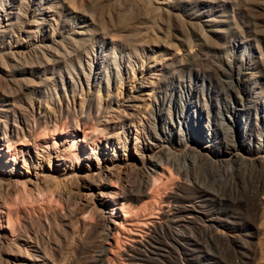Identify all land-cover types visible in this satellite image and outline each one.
<instances>
[{
  "label": "bare ground",
  "instance_id": "bare-ground-1",
  "mask_svg": "<svg viewBox=\"0 0 264 264\" xmlns=\"http://www.w3.org/2000/svg\"><path fill=\"white\" fill-rule=\"evenodd\" d=\"M119 1L118 7L114 9L113 4V9L111 8L110 11L108 10L109 12L107 11L108 13H105L95 9H81L80 7L79 9L63 12L59 0H6V3L5 0H0V100L4 101V103H0V246L5 247L6 245L8 251L4 253L15 256L16 254H13L16 251L14 246L16 249L18 248L17 251L19 253H21L20 247L24 250L22 252L26 250L18 242H15V239L19 238L25 244L32 241L28 236L24 238L20 235H14V230L16 229H13L12 234L10 228L22 214L18 217V212H16L18 210L16 208L12 210L13 207L11 208L10 206V200H15L17 195L22 197V194H29L30 196L35 192L45 191V188L43 189L42 187L44 184L40 186L37 181L29 186V180H26L27 175L18 166L20 161L24 165L28 164L29 160L33 161L31 151L33 148L38 156L41 155L47 158L49 163H51V157H53L55 160L54 164L57 167H62L66 164H79L85 159L95 161V170L93 169L90 173H86L84 177L86 181L85 187H88L91 191L97 189V192L91 193L90 196L92 207L87 203L88 212L97 214V216L99 214L101 218V223L97 226L98 229L95 227V231L99 233V238H97L99 239L98 249L94 246V252L89 250L92 254L94 253L92 261L90 259L91 264H115V262L119 264H204L200 260L201 256L198 253L202 251L201 242L195 239V231L203 227L208 228V238L210 240L217 238L218 234H223L221 228L230 232V234L224 233L227 244L226 254H229V256L233 255L232 258H236L237 264H247L244 258L247 255V249L251 246H249V241L244 237L248 236L249 233L242 231L252 226L255 227L254 223L257 221L264 224V153L254 148L251 144V140L254 139V133L255 136L256 133L262 136L264 142V114L260 113V110H263L262 107L260 108V104L264 102V91L255 88V85H251L252 87L248 88L249 84H251V79H253L256 72H259L258 66L264 67L263 62L257 61L251 67L253 69L251 71H237L238 84L241 85V87L239 86L241 88L239 96H241L236 98L240 106L237 115L242 114L243 119H247L248 129L244 131L242 137L240 136L241 138L238 136V139L233 142L230 141L231 143L226 144L227 146L217 153L220 165L226 166L229 163L230 165L233 163L232 165L238 168L244 163L246 167L248 166L249 172L247 174L240 172L234 174L233 172L237 170L236 168H233L234 171L230 172V176H237L244 194L242 196L236 193L235 190H232V182H228L229 193L224 196H217L215 198L217 204L215 211L210 212L206 204L212 195L211 186L209 184L203 188L200 187L197 174L191 172L209 158V142L212 135L211 130L206 125L210 117L207 102L205 99L201 101L195 100L192 97L190 98L189 94H186L187 92H196L197 85L191 83L190 80L184 81V79L179 78L177 80L178 84L186 91L181 92L182 89L178 92L174 91L170 93L167 100H160L157 103L158 107L150 109L147 118L141 126L140 141L135 145L136 156L130 164L126 163L124 166L120 162H115L116 154L110 157L108 149L116 148V144H122L121 148L125 149L128 137L123 135L126 134L124 128H128L127 122L133 121L135 117V112L132 111L135 110V105L126 102L123 106L128 108L129 111L126 108L121 109L122 111L113 110V103L118 101V99H115L117 93L115 96H109L110 98L108 97V99L103 98L104 100H102L100 93L101 90L109 93L116 83L121 85L124 81L123 79H125L124 74H127L130 69L134 72L135 69L133 67L138 62L143 66L146 58V37L144 33L148 30L149 23L153 22V20L155 21L157 17L164 18L165 16L167 19H181V21H183L181 17L185 18L191 29L199 31V33H196L200 36L199 39L202 46L220 51L224 48L223 43L226 34L232 28L238 26V24L237 26H232V23L224 26V23H229L230 21L237 23L235 20L237 16L233 20L226 15L228 13H226L224 6L227 0ZM248 1L251 2L250 0ZM202 3H212L214 5L210 8H202ZM254 3H257L258 8L264 11V2L255 0ZM115 6H117V3ZM247 7L246 5L245 8ZM262 22L264 23V17ZM180 28L182 31H187L186 29L183 30L184 25ZM187 29L189 30V27ZM207 31L209 33L204 34ZM254 33H258V35L262 33L264 38V25L262 28L255 29ZM215 38L220 40L219 43L216 42ZM173 40L175 41V39ZM151 41L154 44L156 42L153 36ZM244 43L249 44L248 37L244 38ZM154 44L152 43V45ZM151 49L158 52L153 47ZM192 55L187 53L186 56L187 60L189 58L194 59V61L189 59L191 63H189L190 61L183 63L186 61L181 58L184 55L180 56L181 62L183 61V64L181 62L180 64L192 66L197 59L196 56L200 54L198 53L197 55L195 53V57ZM200 58L202 59V57ZM209 60L211 61V59ZM154 70L158 71V69L151 67L150 71ZM262 72L264 77V68ZM140 73L143 74V71L141 70ZM199 73L201 71L197 70L195 72L197 78ZM151 74L153 76L154 72ZM81 78H83L85 83L80 80ZM143 78L145 80L141 83L143 88L148 87L143 85L144 82H149L151 86L153 85L152 87H158L165 81L164 74L161 71L156 73L153 77L154 79H151L150 76ZM42 88H45L47 92L50 91L51 94L56 93L59 95V92H61L66 95L71 93L72 100L77 97V92L81 91L79 102L81 107L79 108H85V110H82L75 124L70 122L72 126H62L53 123L54 125L50 127L51 124L49 123L50 126H45L48 121L46 119L44 121L43 117L45 115L33 116L32 120L35 122V124L33 123L35 126L31 124V116L27 113L29 111L24 110L25 108L27 109L25 104L30 101V93H36ZM134 99L140 98H138V95L131 96L130 100ZM177 100H180L182 104L180 103V107L175 109L172 106V101ZM68 106L67 104V108ZM120 106H117V108ZM44 108L46 109V107ZM246 110L247 115L243 112ZM55 112L57 111L53 113ZM110 112H112L111 116L107 115L108 118L101 123L103 119L101 117L108 113L110 114ZM253 112L254 116H252ZM56 114L58 113H55L54 117H56ZM76 117L78 116H75L74 119ZM57 119L56 121L59 123L60 121ZM64 123L63 125H65ZM117 126L123 128V137L119 134L121 131L118 132L116 130ZM41 127L43 131L39 130ZM39 131L45 132L40 134ZM226 135L230 134L227 133ZM98 149H100L99 152L97 151ZM40 152L43 153L40 154ZM104 154H107V158L103 156ZM121 167L124 175L120 174ZM174 168L178 176L184 177L182 181L185 184L187 183L188 187L182 185L179 182L180 180L177 182V174H175ZM60 171L46 173L45 176H42L46 184L47 181H62L60 177L64 176L65 173L63 174ZM80 173L78 170H72L70 171V177H67L70 180L77 181L80 178V176L78 177ZM127 177L128 185H123V182L119 184V180H122V178L127 180ZM52 182H50L51 185H56V183ZM245 184L251 185V189H248ZM47 185L45 186L49 188L50 193L49 183ZM41 194L42 196L44 195L43 193ZM71 194L68 193L67 198L75 201L73 199L74 196ZM32 196L34 197V195ZM36 196L34 199L38 198ZM24 198L26 197L24 196ZM67 198L66 200H68ZM14 200L12 201L14 202ZM20 200L22 199L20 198ZM48 200L50 202L53 201L50 198ZM48 200L45 201L48 202ZM22 201H18L20 204L15 205L17 203L16 199L14 206L19 205L20 208ZM50 202L49 205H51ZM26 203H29V200ZM11 205L13 204L11 203ZM42 207L44 206L42 205ZM81 208L83 209V207ZM105 208L108 209L107 212L103 211ZM25 210L27 209L25 208ZM74 215L77 223L83 224L84 215L78 216L77 212ZM92 216L94 215L92 214ZM88 218L91 217L89 216ZM76 221L74 220V226L78 225ZM86 223L88 224L87 221ZM90 225L88 224V227ZM91 227H89L88 231ZM84 228L87 229V226H83ZM92 231H94V228ZM94 232H90L89 235ZM74 234L76 235L75 232ZM80 235L78 237L81 239L82 235ZM68 236H71V233ZM29 237L31 238V236ZM78 237L77 239H79ZM66 238L68 239V237ZM83 239L88 240L86 234L85 238H82L81 243L84 242ZM90 240L87 242L90 245H94L96 240L94 242L91 240L93 243ZM128 241L134 244H130ZM70 242L72 243V241ZM120 243L124 247L122 248V253L120 252L119 254L118 245ZM90 245L87 246L90 247ZM43 248L35 244V252L32 256L35 259L38 256L46 259L47 250ZM74 249L77 250V248ZM119 255H122L123 258L122 256L120 258ZM170 255L174 256V258H170ZM208 255L212 261L205 264H230L220 252Z\"/></svg>",
  "mask_w": 264,
  "mask_h": 264
},
{
  "label": "rangeland",
  "instance_id": "rangeland-1",
  "mask_svg": "<svg viewBox=\"0 0 264 264\" xmlns=\"http://www.w3.org/2000/svg\"><path fill=\"white\" fill-rule=\"evenodd\" d=\"M250 1L251 2H249L248 0H236V2H235V0H227L226 1L224 9H225L226 13H228V14H226V13L225 14L230 17L229 19H233V20L237 16L235 18L237 23L234 21H230L229 23L228 22L224 23V26H227V25L232 23V26H235V25L237 26V24H238V26L240 25L241 27L239 26V28H238V26H237L236 28H232V30H230V32H228L226 34L225 41L223 43L224 48H222L220 51L217 49H214V48H209L210 49L209 50L207 47L202 46L200 44L201 43V40L199 39L200 36L197 34V33H199V31H194L193 29H191L190 26H188L185 18L181 17L183 19V21H181V19H178V20L167 19L165 16H164V18L157 17L155 19V21L153 20V22L149 23V25H148L149 28L144 33V35L146 37V44H145L146 58H145V61L143 62V66H141L140 65L141 63L138 62V64L133 67L135 69L134 70L135 74H133L134 72L131 69L128 70V73L124 74L125 79H123L124 81L121 83V85H120V83H116L117 86H116V84H114L112 87V90L110 91L111 93L110 92L106 93L104 90H101V93H100L102 100H104L105 98L108 99V97L109 96L111 97V95L115 96L116 93H117V95H119L118 97H117V95L115 96V99L116 100L118 99V101L117 102L115 101L113 103V105H112L113 110L122 111L123 108L124 109L126 108L123 106L126 102L135 105L134 106L135 110H132L133 112H135V117H134L133 121H128V122L126 121L128 128L127 127L124 128V130H126V134H123V135L128 137L127 141H126L127 143H126L125 149L121 148L122 144H116V148H114V149L109 148L108 149V154L110 153V157H112L111 155L116 154L115 162H120L121 165L124 166L126 163L130 164L131 161L136 156L135 145H137L140 141L139 135H141V133H142L141 126H142V123L147 118V114L149 113L150 109L153 107L154 108L158 107L157 103L160 100H162V99L167 100V98H169V96H170V93H172L174 91L178 92L179 90L182 89L180 87V85L178 84V81H177L179 78L184 79V81L190 80L191 83H195L197 85L196 92H189V93L187 92L186 94H189L190 98L192 97L195 100L201 101V100L205 99V101L207 102L210 117H209V121L206 122L207 123L206 125H208L209 129L212 132V135H211V139H210L211 141L209 142V146H210L209 158L207 160H205L204 162H202L201 164H199L196 167V169L194 171H191V172H195L197 174L200 187L203 188L209 184L211 186L212 195L210 196V200L206 204V207L210 212H214L215 208L217 206L215 198L217 196H224V195H227L229 193L228 182H232V184H233L232 190H235L236 193L243 196L244 190L241 187V185L239 184L237 176H234V175L230 176V172L234 171L233 168L237 169L233 172L234 174L239 173V172L242 174L243 173L247 174L249 172V168H247L248 166L246 167V165L244 163L239 166L242 170L239 167H238L239 168L238 169L237 167L232 165L233 163H231V165L229 163L226 166L220 165V163L218 161L217 153L220 152L225 146H227L230 141L233 142L234 140L238 139L240 136L242 137L244 135V131H246L248 129L247 128L248 127L247 119L244 120L243 119L244 117H242V114L237 115V112H239L238 109L240 106H239V103H238L236 98H237V96L238 97L241 96V95L239 96V93L241 94V88H240L241 85L238 84L239 83V80H238L239 77H238L237 71H239V70H240L239 72L251 71V70H253V69H251V67H253L257 63V61L263 62V65H264V38H263L262 33L261 34L259 33V35H258V33L257 34L254 33L255 29L262 28L264 25V23L262 22L263 17H264L262 15H264V11L262 9L258 8V6H257L258 4L254 3L255 0H253V1L250 0ZM260 1L264 2V0H260ZM59 2L61 3V10L63 12L69 11V10H74L76 8L79 9V7H80L81 9L82 8L83 9H85V8L86 9H95L98 11H103L105 13H108L110 11L113 4H114L113 8L115 9V7H118V4L120 3L119 0H59ZM115 2L117 3V6H115L116 5ZM5 3H6V0H5ZM212 5H214V4L202 3L201 7L202 8H204V7L210 8V7H212ZM236 5L238 7L239 6L240 7L238 8ZM246 5L248 6L247 8H245ZM232 8L234 9V12H233ZM6 9H7V7H6ZM259 10H260V13H259ZM247 11H248V14H247ZM254 11H255V13L256 12H258V13L255 14ZM218 13H220V12H218ZM232 14L234 15V17ZM260 14H262V15L260 16ZM258 18H259V20H258ZM164 20H165V22H164ZM234 23H236V24H234ZM258 23H260V24L258 25ZM181 24H182V26H181ZM183 25H184L183 30L186 29L187 31H182V29L180 27H183ZM186 27L187 28L189 27V30ZM193 33H195V34H193ZM208 33H209L208 31H207V33L204 32V34H208ZM242 35H244V36H242ZM147 36H148V38H147ZM152 36L156 40L155 44H154V42L151 41ZM174 36H176V37H174ZM247 37L249 38V44L244 43V38H247ZM167 39H168V41H167ZM173 39H175V41ZM215 39H216V42L219 43L220 40H218L217 38H215ZM260 42H261V44H260ZM152 43L154 45H152ZM152 47L154 50L157 49L158 52L153 51L151 49ZM190 48H192V49H190ZM191 50L193 53L191 52ZM186 52L189 54H193L192 56H194V57L196 56V55H194L195 53L197 55L199 53L201 56L200 55L196 56L197 59L192 64V66L191 65H188V66L181 65L180 64L181 59L179 57L183 56V55L184 56L181 58L186 60L185 62L182 61L183 63H188L190 60L194 61V59H192V58H189L190 60L186 59V56H187ZM205 53H207V54L205 55ZM162 55H164V56H162ZM207 55H208V57L209 56L210 57L208 58ZM199 56L202 57V59ZM211 57H213V58H211ZM219 57H220V61H219ZM178 59H180V60H178ZM209 59H211V61ZM212 61H214L215 63ZM189 63H191V61ZM178 64H180V65H178ZM165 65H166V67H165ZM149 66H151L154 69H158V71L157 70L150 71L151 67H149ZM141 68H143V69H141ZM214 68H215V70H213ZM258 68H259L258 69L259 72H256V74H255L258 76L254 75L253 79H251V82H250L251 84H249L248 88L255 85L254 86L255 88H259L262 91H264V89H263L264 88V77L262 75L263 74L262 71H263L264 67L260 65V66H258ZM141 70L143 71V74L140 73ZM197 70L201 71V73H199L198 78L195 76V72ZM160 71L162 72V74H164V78H165V81H163L160 86L152 87L153 85L151 86L149 82L148 83L144 82L143 85H147L148 87H144V88L142 87L141 83L143 81H145V80H143L144 79L143 77L150 76L151 79H154L153 77L156 75V73H160ZM153 72H154V74L152 76L151 73H153ZM80 80L82 82H84L83 78H81ZM118 84H119V86H118ZM83 85H85V84H83ZM136 90H138V91H136ZM182 91H186V89H182L181 92ZM80 93H81V91H78L76 94L77 97H75L74 100H72L73 97L71 96V93L66 94V95L62 94L61 92H59V95L56 93H52L53 94V96H52L50 91L47 92V90L45 88H42L41 90H39L36 93H30L29 94L30 101L33 100L32 101L33 103L30 101L28 103H26L25 106H27V109L25 108L24 110L29 111L27 113L30 114L29 116L32 117V118L30 117V122L32 125L35 124V122H33V120H32L34 118L33 116L45 115V117H43L44 121L48 120L45 123L46 124L45 126H47V125L50 126V124H51L50 127H52L54 124H58V125L60 124L62 126H72L71 123L74 122V124H75L76 119L79 118V116L81 115L80 113H82V110L83 109L85 110V108H83V109L79 108V107H81L79 104L80 97H81ZM57 95L59 96V98ZM136 95H138V98H140V99L130 100L131 96L133 97ZM67 97L69 98V100ZM46 99H48V100H46ZM51 99L53 100V102ZM39 100L42 102H40ZM69 101H70V104H69ZM128 101H132V102H128ZM46 102H47V105H49V106L46 105ZM0 103H4V101L2 102L0 100ZM31 103H32V105H31ZM180 103H181L180 100L172 101V106L175 109H177L182 104V103L181 104ZM60 104H62V105L60 106ZM67 104L69 105L68 106L69 109L67 108ZM84 104L86 105V103H84ZM119 105H121V106L117 108V106H119ZM44 107H46V109ZM261 107L263 110H260V113L264 114V108H263L264 102L262 104H260V108ZM74 109H75V111H74ZM76 109H78V110H76ZM49 110L57 111L55 113H58V114H56V117L58 119L56 117H54L55 116V113H53L54 111H51L52 112L51 113ZM126 110L129 111L128 108H126ZM72 111H73V113H72ZM75 112H77L78 114ZM243 112L245 115H247V110L243 111ZM43 113H45V114H43ZM111 114H112V112H110V114L109 113L106 114L105 115L106 117L105 116L101 117V118H103L101 123L104 121V119L106 120L108 118L107 115L111 116ZM73 116L74 117L78 116V117H76L74 119ZM252 116H254V112L252 113ZM55 118L58 121H60L62 124L60 122L58 123ZM101 118H100V120H101ZM50 119H52L51 120L52 122L50 121ZM64 120H65V123H64ZM129 122H130V124H129ZM63 123L65 125H63ZM42 127L39 129L40 131H43ZM239 129H241V130H239ZM116 130L118 132L121 131L119 134L122 135L123 128L117 126ZM44 132H40V134H42ZM227 133L230 135H226ZM121 135H119V136H121ZM123 135H122V137H123ZM223 137L225 138V140H223L224 139ZM262 139H263L262 136L257 135V133L255 136V133H254V139L251 140V144H252V146H254V148H256V149H258L264 153V142ZM99 150L100 149H98L97 151L99 152ZM31 151L33 154V161L34 162L29 160L28 164L24 165L23 162L20 161L18 163V166H20V169L23 172H25V174L27 175L26 180H29V182H28L29 186L33 185V183L35 181H37V183H39L40 186H42L44 184L42 187H43V189L45 188V191L42 190L43 192L41 191L40 193H36V192L33 193L32 195H34V197L36 195H37L36 197H38L35 199L32 195L29 196V194L28 195L22 194L23 198H24V196L26 197L24 199L22 197H19V195H17L16 196V199H17L16 204L14 203V202H16V199L15 200L12 199V200H14V202L12 200H10V206H11V208L13 207L12 210L13 209L15 210V208H16V210H18V211H16V212H18V215H19L18 217H20V215L22 214V216L20 218L17 217L18 219L14 221V225L11 226L12 228H10V230H12L11 232L13 234V229H16V230H14L15 231L14 235L15 234L20 235L24 238H26L25 236H28V238L30 240L32 239V241L25 244L19 238H17V239L14 238L15 242H18L20 244V246H23V248L24 249L26 248V250H27V251L25 250V252H22L24 250H22V247H20L21 253H19V251H17L18 248L16 249L15 246L12 245V246H14V249L16 250L13 253V254H16L15 256L14 255H7L4 253L5 251H8L6 248V245H5V247L0 246V264H91L90 259L92 261L93 256H94V253L92 254V252L95 251V248L98 249V243H99L98 242L99 239H97V238H99V236H98L99 233H98V231H95V227L99 226V224L101 223V218H100L99 214L97 216V214L92 213L95 216L94 217V216H92L91 212H88L89 207L87 208V203H89L90 206L92 205V200H91L90 196H91V193L97 192V189H94L91 191L88 187H85L84 184L86 183V181H85L84 177L86 176V173H88V172L90 173L93 169L95 170V161H93L91 159H85L82 161V163H79V164H77V163H74L73 165H69V164L67 165L66 164L65 166L57 167V165L54 164L55 160L53 157H51V163H49L47 158L42 157L41 155L38 156L35 153V150L33 148L31 149ZM41 153H43V152H40V154ZM103 156H105L107 158V154L106 155L104 154ZM122 169L123 168L121 167L120 174L124 175L122 173ZM57 170L58 171L61 170L60 172H62L63 174L65 173V175L60 177L61 178L60 180H62L60 182H58V181H53V182L47 181V184L49 183V185H50L49 186L50 187V193L52 190L55 191V192L52 191V193L54 192L53 193L54 195L51 193V196H50L49 188L46 187L48 185L46 184V181L42 176H45L46 173L55 172ZM72 170H74V171L78 170L81 172L80 174H78V177L80 176V178L77 179L78 182L76 180H74L75 181L74 182L73 180L69 179V177L71 175L70 171H72ZM174 172H175V174H177L176 173L177 171L175 168H174ZM233 173H231V174H233ZM67 176H69V177H67ZM177 176H178V174H177ZM177 176H176L177 182H178V180H180L179 182H181L182 185L188 187L187 183L185 184V182L182 181V179L184 177L182 178V177L178 176V178H177ZM126 179L127 180H124L122 178L123 181L119 180V184H122V182H123V185H126V184L128 185V177ZM120 181H121V183H120ZM42 182H44V183H42ZM50 182L56 183L57 187L54 184L51 185ZM212 182H213V184L211 185ZM65 184H66V187H65ZM82 184H83V186H81ZM53 185L55 186L54 189L52 188ZM245 185H246V187H248V189H251V185H249V184H245ZM46 190H48V191H46ZM41 193L44 194L43 195L44 197L42 196ZM68 193L69 194L72 193L71 195H73L74 197L71 195L70 196L73 197V199H75V201H71L70 198H69L70 200L67 198ZM39 196H41V197H39ZM242 196H240V197H242ZM56 197H58V198H56ZM14 198H15V196H14ZM20 198L23 201L20 200ZM49 198H50V200L53 199V201H51L52 203L48 200ZM66 198L68 200H66ZM28 200H29V203H26V202H28ZM45 200L46 201L48 200V202H46ZM18 201L19 202L22 201V203H21L22 205H20V208H19V205L14 206V204L17 205L19 203ZM24 201H25V203H24ZM40 202L44 207H42ZM49 202L51 205H49ZM11 203L13 205H11ZM47 203L49 206L46 205ZM71 203L73 204V206H71L72 205ZM23 205L26 206L25 208L27 210H25ZM69 206H71V207L68 208ZM81 207H83V209ZM84 208H86V209H84ZM19 209L21 210V212ZM78 210L82 211V212H79ZM263 210H264V207H263ZM103 211L107 212L108 209L105 208ZM27 212L28 213L30 212L29 213L30 215ZM71 212H73L74 214L77 212L78 216H80L81 214L86 212L85 213L86 215L83 214L84 215L83 219L85 218L86 220L85 219L82 220L83 224L77 223V221H76L77 219H76L75 215L73 213H72L73 214L72 215ZM87 212H88V215L91 214L89 216L92 219L88 218L89 216L87 215ZM25 213H27L26 214L27 218H26ZM83 215H81V216H83ZM29 216H30V219H29ZM22 217H23V219H22ZM24 218H26L28 220H26V219L24 220ZM74 220L76 221V224H78L77 226H74V224H75ZM86 221L88 222V224H91L90 226H92L89 231H88V229L90 226L88 227V224L86 223ZM89 222H91V223H89ZM84 223H85V225L87 224L86 225L87 229H85V228L83 229V226L86 227L84 225ZM72 226H74L78 229L76 230V228L74 229V227H72ZM254 226L255 227L252 226V227H249L247 230L242 231V232L249 233L248 236L246 235L244 237H245V239H247L249 241V246L252 247V248L250 247L249 249H247V255L244 259L247 261V264H264V224H261L259 221H257L256 223H254ZM18 228H19V230H18ZM93 228H94L95 232L92 231ZM97 229H98V227H97ZM74 230H76V231H74ZM82 230H84L86 232L84 233V231L82 232ZM222 231H223V234H218L217 238H215L213 240H210L208 238V228L207 227H203V228L195 231V239L198 240L199 242H201V245H202V251L198 252L199 256H201L200 260L202 261V263L205 264V263H209L210 261H212L209 259L210 256L208 254H210V253L217 254L218 252H220L222 254V256L224 255V259L225 260L227 259V261L230 262V264H237V262L235 261L236 258H232L233 255L229 256V254H226V252H225L226 251L225 249L227 248V244L225 241L226 240L225 234H228V233L230 234V232H228L224 228H221V232ZM74 232L76 233V235L75 234L73 235ZM90 232H94L95 235H94V233L89 235ZM96 232H97L98 237L96 236ZM27 233H28V235H27ZM70 233H71V236H68ZM78 233H79V235L80 234L82 235V236L80 235L81 239H80V237H78L79 236ZM85 234H86V238L88 240H90L91 238L93 239L96 236L93 240L91 239L93 242L96 240L94 242L95 243L94 245L91 244L93 246H91L90 243L87 242L88 240H86V239H83L84 245H83V243H81L82 238H85ZM72 235H73L74 239H73ZM29 236H31V238ZM87 236H89L90 239ZM66 237H68V239H70V240H68ZM77 237L79 239H77ZM34 240H35V242H34ZM223 240L225 243L223 242ZM70 241H72V243ZM74 242H75V244H74ZM128 243L134 244L133 242H129V241H128ZM33 244H34V246H35V244H38L42 248L44 247L43 249L46 248V250H47V252H46L47 258L46 259H43L42 256H38L35 259V257L32 256V255H34V252H35ZM72 244H74L73 246H75V247H73V246L71 247ZM87 245H90V247ZM78 246H79V248H78ZM80 246H82V247H80ZM94 246H95V248H94ZM118 246H119L118 252L120 254V252L122 251V248L124 246L121 243ZM74 248H77L78 251ZM91 248H93V249H91ZM89 250H91L92 252ZM83 251H85V252H83ZM39 255H41V254H39ZM121 256L119 255L120 258H121ZM122 258H123V256H122ZM170 258H174V256L170 255ZM115 264H119V263L115 262Z\"/></svg>",
  "mask_w": 264,
  "mask_h": 264
}]
</instances>
